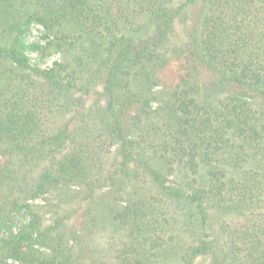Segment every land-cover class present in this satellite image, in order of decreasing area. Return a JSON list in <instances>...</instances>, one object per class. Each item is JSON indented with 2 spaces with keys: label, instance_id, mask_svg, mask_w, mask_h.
Segmentation results:
<instances>
[{
  "label": "trees",
  "instance_id": "16d2710c",
  "mask_svg": "<svg viewBox=\"0 0 264 264\" xmlns=\"http://www.w3.org/2000/svg\"><path fill=\"white\" fill-rule=\"evenodd\" d=\"M0 157V264H264V0H0Z\"/></svg>",
  "mask_w": 264,
  "mask_h": 264
},
{
  "label": "rangeland",
  "instance_id": "374dc122",
  "mask_svg": "<svg viewBox=\"0 0 264 264\" xmlns=\"http://www.w3.org/2000/svg\"><path fill=\"white\" fill-rule=\"evenodd\" d=\"M53 41V32L52 31H48L43 25H41L40 23H30L26 29H25V38H24V44L27 46L30 45H34L37 44L39 46V49H35V50H27L26 53L30 59V63L33 66H39L42 69L45 68H51L54 65L58 64L59 62L62 61V51L55 49V47L53 46V44H51V46H48L49 42ZM44 49V51H43ZM43 51V52H42ZM95 96L93 95H89V96H85L83 99L85 100V102H82L85 104V108L88 106H91L94 103L95 100ZM153 106L155 105L154 103L152 104ZM61 120H59L60 122ZM109 157H111L108 154ZM4 158L0 157V163L4 162ZM108 190V187H105L102 191H106ZM28 203H30L31 205H35V206H39V205H44L45 204V200L43 199V197L38 196L36 198H31L28 200ZM32 212L33 211H26L25 209H22L19 213H15L13 214V218H14V225L12 227L13 232H16L17 230H19L24 224H27L30 222L31 218H32ZM46 212V211H45ZM81 213H82V209L79 208L77 213L74 214L73 218L69 221H67V224H73L76 227H79L81 222H82V218H81ZM44 222L50 223L51 219H50V213H48V211L44 214ZM83 252V250H82ZM125 256V254H123ZM83 260L87 261L89 260L87 258V251L83 252ZM14 264H20L19 262H13Z\"/></svg>",
  "mask_w": 264,
  "mask_h": 264
}]
</instances>
